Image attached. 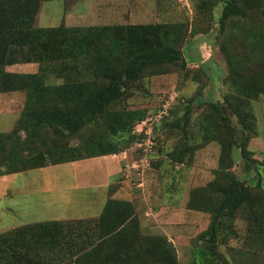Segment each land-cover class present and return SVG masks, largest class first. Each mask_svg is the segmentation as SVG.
Segmentation results:
<instances>
[{
	"label": "trees",
	"instance_id": "trees-1",
	"mask_svg": "<svg viewBox=\"0 0 264 264\" xmlns=\"http://www.w3.org/2000/svg\"><path fill=\"white\" fill-rule=\"evenodd\" d=\"M46 1L51 0H0V93H25L15 126L0 133V176L121 152L123 145L137 139L130 136L131 130L146 116L116 109L132 85L146 73L186 65L180 41L187 33L183 25L68 27L61 22L39 27L36 17ZM221 1L219 30L232 29L221 46L228 66L222 101L195 99L184 105L179 121L167 124L169 130L181 131L178 148L170 154L178 164L192 153L194 106L206 112L198 122L197 141H214L220 148L214 178L189 193L187 207L209 213L210 222L198 237L193 262L187 264H230L217 249L229 235H236L232 225L238 216L246 222L245 246L254 243L264 252V183L250 188L231 171L236 149L246 165L252 159L248 143L257 125L251 101L264 96V0H200L197 15L213 20ZM190 29V36L209 31L199 24ZM237 44L250 45V50L238 54ZM100 45L110 56L100 54ZM117 52L124 55L119 61ZM22 63H36L38 72L6 70ZM50 72L58 77L54 82L47 78ZM100 119L112 140L104 143L102 137L93 138L97 134L68 146L67 139ZM117 187H112L97 217L26 224L0 234V264H180L164 236L140 234L132 203L113 197Z\"/></svg>",
	"mask_w": 264,
	"mask_h": 264
},
{
	"label": "rangeland",
	"instance_id": "rangeland-1",
	"mask_svg": "<svg viewBox=\"0 0 264 264\" xmlns=\"http://www.w3.org/2000/svg\"><path fill=\"white\" fill-rule=\"evenodd\" d=\"M91 1L79 0V12L88 13ZM115 1L118 10L125 7L124 0ZM147 1L154 5L156 0ZM199 1L172 0L170 4L173 5L169 13H165L158 22L148 23L186 27L187 33H184L180 40L182 59L186 62L185 68L168 67L165 73L144 74L132 85L128 98L116 107L118 110L144 112L146 116L137 123L152 114L165 112L163 115L165 118L151 122L150 134L142 132L135 135L133 132L139 127L136 126L137 123L133 125L131 137L141 138V144L152 140L154 145L152 144L151 152L145 157L141 150L134 148L136 139L123 145L118 155L126 166L124 165L121 176L114 183L117 188L124 189L114 198L130 201L140 234L164 236L180 264L193 262L198 237L209 225L210 214L189 209L187 202L190 190L205 186L214 178V171L219 167L220 148L214 141L200 143L197 141H200V137L196 132L201 125L198 122L206 112H203L204 108L194 106L190 121V128L196 135L190 140L192 153L184 164H178L171 159L170 154L178 148L181 131L177 128L169 130L167 124L179 121L184 105L195 99L222 101L228 66L221 46L225 36L232 32L228 26L223 33L219 30L218 18L222 10V1L214 8V17L211 21L201 20L198 16L196 5ZM64 7L63 0L45 3L40 10L41 19H38L36 25L58 26ZM101 22L104 24L99 26L112 24L98 21L92 22L95 24L85 22V25H97ZM198 24L207 26L208 33L199 32L190 36L188 31L193 25ZM100 46V54L110 56L108 49ZM231 47L233 45L228 46L229 49ZM236 49L238 54H241L249 51L250 45L244 47L237 44ZM117 54L120 56L121 53ZM123 57L124 55H121L116 60L119 61ZM82 65L84 66V63H81L83 69ZM30 66L33 68V65L17 64L12 67L14 70L7 71L14 73L22 71L28 74L31 71ZM47 78L54 82L58 77L50 72ZM57 83L60 84L61 79H57ZM251 109L257 125L256 132L248 143L252 159L249 165H246L239 150L236 149L231 171L239 180L253 188L259 181L264 183V96L251 101ZM10 122V116L0 115L1 131H9L13 126L12 124L10 128L8 127ZM179 124L181 125V122ZM93 135L96 136L93 137L95 139L102 137L104 143L113 139L108 126L100 119L97 125L85 127L80 135L67 139L66 142L69 147H73L78 145L79 141ZM122 152L125 153L121 154ZM124 154L126 158L122 159L120 156ZM90 163L91 161L87 159L81 165L87 166ZM14 176L8 184L0 185V234L26 224L97 217L107 198L106 191L98 188L103 181L101 173H94L88 168L84 173H79V169L69 163L30 170ZM232 229L236 235H229L226 244L218 247V252L230 264H264V252H260L254 243L251 247L245 246L246 222L240 216L233 222Z\"/></svg>",
	"mask_w": 264,
	"mask_h": 264
},
{
	"label": "crops",
	"instance_id": "crops-1",
	"mask_svg": "<svg viewBox=\"0 0 264 264\" xmlns=\"http://www.w3.org/2000/svg\"><path fill=\"white\" fill-rule=\"evenodd\" d=\"M64 1V10L61 18V22H63L68 27H85V22H90L89 24H95L92 22H112V24H148L152 22H158L164 16L165 13H169L171 11V5L169 0H156L154 5L148 3L147 0H124L123 4L125 7L121 10H118L116 5V1L114 0H92L88 13L79 12V0H63ZM46 2H42L36 17V23L38 19H41V8ZM112 2V4H110ZM90 15V16H89ZM46 18V17H45ZM44 18V19H45ZM133 21V22H132ZM114 22V23H113ZM84 24V25H83ZM104 23H100L97 25H88V26H99ZM111 24V25H112ZM30 66V73L35 74L38 72V65L36 63H22ZM17 64L10 65L6 67V70H14V67ZM27 67V66H25ZM36 68V69H35ZM15 73H27V72H19L15 71ZM25 101V93L23 91H14V92H6L0 93V115H6L11 117V122L8 124V127L13 129L17 120L20 117L21 110L24 106ZM13 122V123H12ZM2 125L0 124V133H7L9 131H1ZM91 161L87 166H82L81 163L87 161ZM69 163L72 167L79 169V173H84L85 169H90L94 171V173H101L103 176L102 183L99 184L98 188L106 191V201L109 197L110 190L115 185V180H118L121 176V172H123V161L120 160L118 153L117 154H106L92 157H85L83 159L66 162ZM64 164V163H59ZM59 164H48L45 166H40L36 168L27 169L18 173H24L30 170L35 169H44L45 167L59 165ZM13 173L9 175L0 176V185L8 184L12 178H14L16 174ZM95 176V175H94ZM111 180V181H110ZM123 187L116 188L113 197L123 190ZM105 201V202H106ZM105 204V203H104ZM103 209V208H102ZM102 211V210H101Z\"/></svg>",
	"mask_w": 264,
	"mask_h": 264
},
{
	"label": "built area",
	"instance_id": "built-area-1",
	"mask_svg": "<svg viewBox=\"0 0 264 264\" xmlns=\"http://www.w3.org/2000/svg\"><path fill=\"white\" fill-rule=\"evenodd\" d=\"M165 114V112H159V113H157V114H152V115H150V116H148V117H146V119H144V120H142L140 123H139V125H137V127H139L138 129L137 128H135V129H137V130H135L133 133L136 135V133L138 134V135H140V134H142V132H144V133H149L150 134V132H152L151 131V122H153V121H158L159 119L161 120V119H163V115ZM155 123V122H154ZM147 126H150V127H147ZM150 139H151V136H150ZM152 139H153V137H152ZM141 138H137L136 140H135V142H138V143H136L135 144V142H134V148L136 149V150H141L142 152H143V154H144V156L143 157H145L149 152H151V147H152V144L154 145V141L152 142V140H149L147 143H142L141 144ZM123 153H125V152H122L121 154H123ZM122 159H125L126 158V155L124 154V156L123 155H121L120 156ZM123 161V160H122ZM124 161H123V167H124ZM126 166V165H125Z\"/></svg>",
	"mask_w": 264,
	"mask_h": 264
}]
</instances>
